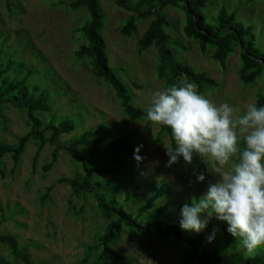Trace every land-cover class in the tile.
<instances>
[{
	"label": "rangeland",
	"instance_id": "374dc122",
	"mask_svg": "<svg viewBox=\"0 0 264 264\" xmlns=\"http://www.w3.org/2000/svg\"><path fill=\"white\" fill-rule=\"evenodd\" d=\"M59 1L0 0V64L10 63L2 77L20 80L28 76L29 89L36 86V95L45 94L50 109L35 112L43 124L57 123L64 117L75 122V130L62 135L61 143L100 123L105 125L101 148L114 137L132 134L130 140L139 149V161L117 151L111 158H124L120 165L101 156H85L90 167L107 169L96 174L93 180L101 182L102 191L113 195L128 211L135 213L164 182L171 185V191L153 204L149 210L152 213L165 202L174 209L180 201L191 202L192 197L202 195L209 182H215V174L207 170L206 180L200 184L193 174L200 173V169L193 162L186 164L181 158L176 168L166 166L169 157L164 144L170 143L168 135L163 133L157 143L159 126L145 118L127 115L112 86L92 75L90 59L77 57L76 50L87 44V40L75 28L85 23L89 17L87 10L80 7L71 11L59 5ZM99 1L105 15L101 34L110 66L133 94V102L147 108L154 92L168 88L164 84L166 74L160 75L157 71V48L153 45L141 53L138 51V40L151 17L137 21V30L127 37L120 28L134 14L117 6L115 0ZM223 6L228 11L238 10V19L253 26L256 45L264 51V1L208 0L203 9L206 20L212 23L213 16ZM164 14L172 24L168 32L174 58L197 71L207 72L219 82L218 87L207 88L202 95L216 104L228 102L241 111L256 103V95L263 91V82L262 79L251 84L240 81L239 46H234L222 67L211 58L212 48L201 53L197 43L185 37V15L181 9L167 7ZM133 81L140 88L132 86ZM185 83L190 82L181 78L180 85ZM30 128L26 109L0 103V143L15 146ZM37 147L38 141L29 139L15 167L10 153L0 156V233L16 236L24 259L15 260L9 246L3 243H0V256L12 264H119L108 255L101 256L99 247L87 250V246L97 242L108 223L94 195L70 184L57 183L62 177L82 176V162L60 151L52 168L43 171L54 147L47 143L33 167ZM118 167L126 173L118 172ZM210 222L217 227L226 223L214 217ZM112 247L125 254L130 264H180L188 252L187 246L160 239L154 232L129 230H124ZM248 253L241 246L229 256Z\"/></svg>",
	"mask_w": 264,
	"mask_h": 264
},
{
	"label": "trees",
	"instance_id": "16d2710c",
	"mask_svg": "<svg viewBox=\"0 0 264 264\" xmlns=\"http://www.w3.org/2000/svg\"><path fill=\"white\" fill-rule=\"evenodd\" d=\"M264 1V0H253ZM117 6L132 12L121 26L120 31L124 36H131L137 30V21L151 17L147 28L138 40L139 53L155 46L158 52V74H166L164 84L171 87L174 84L180 85V79H186L194 83L197 89L202 93L207 88L219 86V82L212 78L205 71H197L192 66L176 60L170 47L171 35L168 29L172 26L170 20L164 14V9L179 8L185 15L183 32L186 38L195 41L201 53L206 52L208 47L212 48L211 58L219 63L222 67L228 56L233 52L234 46L240 48V68L239 79L243 84H251L259 79L263 82V91L256 95L258 106H264V51L256 45V38L252 25H247L238 19V10L228 11L224 6L221 7L215 16L214 21L209 23L203 13L208 0H115ZM59 5L65 6L71 11L84 7L89 17L85 23L75 28L81 37L87 40V44L80 45L76 50L79 58L88 57L91 63V73L97 78H102L108 82L116 97L120 100L123 111L134 118L142 119L146 117V109L133 102V94L116 75L114 69L110 66L107 54V45L101 34L104 26L105 15L101 10L99 0H69L59 1ZM239 9V8H238ZM182 48L185 49L182 44ZM0 50V54H1ZM10 63L0 64V103H10L15 107L26 109L29 121L31 122L30 130L19 137L15 146L4 145L0 143V156L10 153L13 158L14 167L18 164L20 155L24 151L25 145L29 139L38 141L36 154L33 157L32 165L35 162L39 152L49 143L54 148L51 152V159L43 166V171H49L57 162L60 151L80 160L84 169V174L70 179L62 177L57 180L60 184H70L73 187L88 191L94 195L95 201L102 214L108 220L103 234L98 238L93 246H87V250L99 247L101 256L108 255L119 264H130L128 257L116 251L112 247L119 235L124 230L138 233L154 232L160 239H171L176 243L188 247V252L180 264H264V250L255 251V254H237L238 256H229L242 246L239 239L233 237L227 231V224L217 227L215 223L207 224L204 231L195 233L184 231L179 227L180 210L183 204L190 202L180 201L176 208L169 207V202L158 205L154 213L149 210L159 199L168 195L171 191V185L164 182L159 188L142 202L135 213L128 211L124 204L117 200L113 195L102 191V183L93 180V177L107 171L106 168L90 167L85 156L103 157L108 161H113L120 165L125 161L124 158H111L114 151L124 157H135L138 152L137 147L131 142V133L112 138L103 148L99 147L102 143L101 133L105 125L100 123L96 128L85 130L79 136L67 141L60 142L62 135L75 130V122L64 117L57 123L49 121L43 124L35 116L37 111H48L50 106L48 99L43 92L37 93V87L29 89L27 86L28 76L18 79H7L2 77L9 69ZM28 72H32L29 70ZM132 86L140 88L136 82ZM49 132V137L46 133ZM166 133L170 143L174 145L171 139L170 129L159 126L155 141L160 142V136ZM92 141V144L90 142ZM193 163L199 167L200 172L207 175L206 164L198 157H193ZM178 162L171 167L176 168ZM118 172L126 173L124 168H117ZM202 184L203 182H199ZM49 189V188H48ZM214 234V238L209 240V236ZM0 243L9 246L15 260H23L16 236L11 233H0ZM100 256V257H101ZM0 264H12L5 257L0 256Z\"/></svg>",
	"mask_w": 264,
	"mask_h": 264
},
{
	"label": "clouds",
	"instance_id": "9594fccd",
	"mask_svg": "<svg viewBox=\"0 0 264 264\" xmlns=\"http://www.w3.org/2000/svg\"><path fill=\"white\" fill-rule=\"evenodd\" d=\"M146 117L170 129L175 146L164 144L167 167L181 158L191 164L196 156L216 176L202 195L183 204L179 227L200 233L214 217L226 222L244 250L264 249V106L251 103L241 111L214 103L194 83L174 84L153 93ZM193 174L198 183L206 180L202 172Z\"/></svg>",
	"mask_w": 264,
	"mask_h": 264
}]
</instances>
